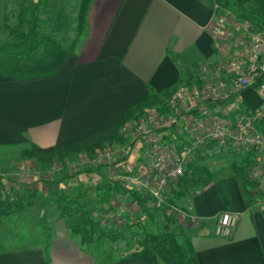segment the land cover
Listing matches in <instances>:
<instances>
[{"label": "crops", "instance_id": "crops-1", "mask_svg": "<svg viewBox=\"0 0 264 264\" xmlns=\"http://www.w3.org/2000/svg\"><path fill=\"white\" fill-rule=\"evenodd\" d=\"M216 1L90 0L81 38L71 45L67 57L53 72L18 76L0 69V146H51L109 124L152 91L162 92L198 80L201 64L214 63L220 57L208 27ZM7 9L8 0H0V28L4 27ZM10 43L8 37L0 36V45L10 47L13 45ZM0 52L15 53L14 50ZM248 89L256 88L246 87L240 94ZM240 97L247 105L255 106ZM186 116L183 114L178 127L163 130L161 134L174 142L187 140ZM126 150L128 158L122 154L116 164L120 170L137 163L143 151L142 139ZM199 153L204 162L207 157ZM104 168L109 173L107 165L76 173L89 172L98 182ZM83 182L84 178L61 187L58 183L51 192L74 188L84 196ZM15 183L8 181L7 186H18ZM43 184L45 187L48 183ZM108 184L95 189L98 197L93 215L98 224L108 215L98 209L103 201L100 194H105ZM34 186L41 184L36 182ZM44 189L47 193L48 187ZM259 189L234 174L214 177L192 189L175 203L190 207L201 216L203 220L198 225L165 215L157 202L152 208L151 204L148 206L155 212L154 219L151 218L158 228L162 225L177 231L184 229L190 235L199 264H264V196ZM169 193L171 197L172 189ZM117 194L119 206L111 210L120 211L123 205L133 204L134 213L139 214L140 207L130 188ZM79 199L76 203L81 204ZM46 205L37 199L30 207L16 209L0 218V264H154L149 256L142 254L98 263L95 254L75 236L63 217L58 220L56 214L53 225H47L45 215L50 209ZM102 209L111 212L108 206ZM225 211L238 214V223L232 235L219 236L214 231L215 222ZM25 217L32 218L38 226L40 220L45 223L39 230L42 234L39 240L9 242L6 237L11 241L27 236L15 232L13 226ZM6 222L10 226L8 236L1 228Z\"/></svg>", "mask_w": 264, "mask_h": 264}, {"label": "built area", "instance_id": "built-area-1", "mask_svg": "<svg viewBox=\"0 0 264 264\" xmlns=\"http://www.w3.org/2000/svg\"><path fill=\"white\" fill-rule=\"evenodd\" d=\"M208 27L214 36L218 60L203 62L199 79L179 84L166 100L165 108H147L125 121L121 133L129 144L141 138L143 151L137 163L125 172L109 169L111 180L120 181L126 188L142 190L150 198L148 204L157 202L163 205L165 215L191 225L200 224L203 218L190 207L172 201L169 191L199 152L205 156L229 150L247 156L253 163L249 175L258 181L264 196V123L259 126L264 121V23L259 25L225 8L218 0ZM246 87H255L260 92V105H247L240 96L235 97ZM183 114L187 115L189 138L174 142L163 136V130L179 126ZM117 149L120 154H128L126 146L118 144ZM114 151L105 147L92 157L79 156L74 160L77 164L73 162L71 166H77V170L84 164L96 166L111 160ZM62 167L63 162L58 169ZM110 213L107 218L113 216ZM106 220L102 219L104 223ZM237 223L238 214L222 212L215 222V234L230 236Z\"/></svg>", "mask_w": 264, "mask_h": 264}, {"label": "rangeland", "instance_id": "rangeland-1", "mask_svg": "<svg viewBox=\"0 0 264 264\" xmlns=\"http://www.w3.org/2000/svg\"><path fill=\"white\" fill-rule=\"evenodd\" d=\"M83 0H8V9L5 15V22L4 27L0 28V36L8 37L10 39V44L13 45L10 47H6L4 45H0V50L7 52L11 50L17 54L18 56L26 55L35 42L34 39L29 41H23L24 36L33 29V28H40L41 33L49 34L53 37L55 35L58 36V42L64 49H69L78 41L83 33V28H80V8L81 3ZM221 2V1H220ZM233 0H229V4L221 2L225 8H229L231 11H237L231 4ZM7 16V18H6ZM6 24V25H5ZM57 27V28H56ZM58 32V33H57ZM56 38V37H55ZM10 54V53H7ZM185 83V82H184ZM249 90V89H248ZM173 93V92H172ZM171 93V94H172ZM170 94V96H171ZM169 96V97H170ZM236 96H243L246 98L252 105L258 106L262 103V96H259V91L257 89H251L244 94H240V92L235 94ZM165 98L166 100L169 98ZM159 106V105H158ZM157 106L146 107L142 112H145L146 109L151 110L152 108ZM166 107V106H165ZM140 112V113H142ZM138 113V112H137ZM136 113V114H137ZM137 116V115H136ZM122 141L125 142H107L106 145L102 148L97 149L92 155L86 151L79 152L73 155H69L64 159H55L48 162H40L36 157L30 156L26 157L22 155V149L28 148L29 146H21V145H9V146H0V190L5 191L6 195H10L11 198L13 197V201L15 203L22 201L23 205L16 207L25 208L30 207V204L34 200H41V202L46 203L50 209V211L46 212L45 218L47 225H53L52 221L57 219L60 220V217H63V222H67L69 224L70 229L73 230V223L81 222L82 212L86 210H90L93 212L94 202H97L95 195V189H97L98 185L101 187L105 186L108 183L109 173L108 168H104L100 173V180L98 182L94 180L93 176L88 172H79L78 174H73V179L71 176L66 177L67 173H74L80 169H87L93 168L95 170L101 168L102 166H109L110 169H117L118 171L125 172L126 169L120 170L118 167V162L121 160L122 154H120L119 149H117L118 144L121 146H126V148L134 147V143L132 142L131 145H128L127 138L123 139ZM127 141V142H126ZM107 148H114L113 158L109 161H104L98 165H90L84 164L81 165L80 168L77 170V166L73 167L71 164L74 162L75 165L77 164V160L79 156L84 157H92L97 153V151ZM30 148V147H29ZM125 148V147H124ZM240 154L236 151H223L221 154L219 152L214 153L213 155H205L207 159L204 161L205 163L210 166L211 170L214 172V177H221L226 176L231 173L232 169V162L243 161V156H239ZM127 156L128 155H124ZM246 158V157H245ZM248 159V174L252 170L253 163ZM200 160V159H199ZM198 160V161H199ZM61 162H65L64 167L58 169V165ZM134 164L129 165L132 167ZM85 173V175H84ZM108 173V175H107ZM77 174V175H76ZM82 176V177H81ZM108 177V178H107ZM62 178V179H61ZM84 178V184L86 185V189L84 188V196H81V193L75 190L74 188L71 191H60L58 189V193L51 192L52 187H57L58 183L63 186L70 184L72 181L82 180ZM250 179H253L250 177ZM59 180H62L58 182ZM180 180V179H179ZM8 181H14L15 184L18 186H7ZM256 181V180H255ZM36 182H40L41 186L37 187L34 186ZM257 186H258V181ZM43 183L47 184L48 190L47 193L45 192V187H43ZM31 184L32 188L37 190L35 192L31 191V196L27 194L28 185ZM203 182L199 184L202 186ZM62 186V187H63ZM97 187V188H96ZM198 187L194 186L193 188ZM89 188V190H87ZM50 189V190H49ZM132 189H135L134 187ZM140 194L143 193L140 189H135ZM261 190V189H259ZM33 192V193H32ZM94 193V195H93ZM22 195V197H21ZM31 199V203H28V198ZM119 194H107V199L103 200L102 203L99 204L98 209L101 210L102 214H109L110 212L106 211V209H102L104 207L111 208L115 206H119ZM78 198L81 201V204L76 203ZM102 199V197H100ZM114 198V199H113ZM56 199L58 202H56ZM101 199L98 201L101 202ZM150 199V198H149ZM94 200V201H93ZM112 200H115V203L112 204ZM92 202V203H91ZM109 202V203H108ZM40 203V201H39ZM151 203V201H150ZM149 203V204H150ZM153 204L151 203V208ZM14 209V210H16ZM161 209V208H160ZM13 210V211H14ZM161 211V210H160ZM128 212H133L134 215H127ZM136 210L134 209L133 204L123 205L121 210L113 211L111 213L113 216L111 218H107L106 222H100L98 227L106 234L99 236L100 231H98V235H93L94 240L92 242H88L86 245L90 252L94 253L96 256V261L98 263L107 260H117L122 256L129 255L130 252L136 247L137 239L141 237L143 230L151 229V228H158L155 224L152 223V218L144 216L141 212L139 214H135ZM57 214V215H56ZM135 216V217H133ZM140 216H143L144 224H139L138 220ZM113 217V218H112ZM132 217L134 219H132ZM25 217L24 219L19 221V224L14 223L15 225V232H19L27 234L25 238H15V239H8L9 242H14L16 244L22 243L23 240H27L30 242H36L39 240V236L42 235L39 233V230L44 226L43 221H39V226L34 223V220L31 218ZM95 218V217H94ZM105 217H103L104 219ZM126 218V219H124ZM110 220V221H109ZM134 220V221H133ZM18 222V221H17ZM9 223L6 222L4 225L1 226L2 229L6 230L3 231L5 235L10 230ZM46 225V226H47ZM160 229L163 226H159ZM12 230V229H11ZM102 230V231H103ZM106 230V231H105ZM118 231L123 232V236L115 238L113 234H116ZM110 232V233H109ZM75 236L79 239L81 238V234L79 232H74ZM50 236V234H47ZM8 236V235H7ZM12 236V235H11ZM30 236V237H28ZM14 237V236H12ZM4 238V237H3ZM81 241V239H80Z\"/></svg>", "mask_w": 264, "mask_h": 264}, {"label": "trees", "instance_id": "trees-1", "mask_svg": "<svg viewBox=\"0 0 264 264\" xmlns=\"http://www.w3.org/2000/svg\"><path fill=\"white\" fill-rule=\"evenodd\" d=\"M219 1H224V3L229 4V0ZM89 2L90 0H83L81 3L80 28L85 24ZM231 5L237 10L239 15L252 19L259 25L264 23V0H233ZM31 39H34L35 42H33L31 50L24 56L20 57L17 54L0 52V69L2 71L18 76L51 73L65 60L69 53L68 49H64L55 37L41 33L38 27L33 28L27 36H24L23 41H29ZM176 87L177 86L166 88L162 92L152 91L144 100L124 109L109 124L51 146L41 147L36 144H31L29 146L30 148H23L21 153L26 157L34 156L40 162L50 163L54 158L64 159L65 161L67 159H65V157L83 151L92 155L97 149L104 147L107 142H125L122 141L125 139V136L120 131L121 125L128 119L142 112L146 107L157 106L165 108V98L169 97ZM263 123L264 121L259 123V126L263 127ZM200 157L199 154L195 160L187 165L185 173L181 176L178 183L172 187L170 197L172 201L176 202L184 194L194 189V186H199L202 182L203 184L208 183L214 178V172L207 163L199 160ZM243 157V161L246 163L244 164L238 161L232 162L231 173L226 175V177L232 174L241 175L246 184L257 186V182L249 178V162L248 159H246L248 157L245 155H243ZM63 164L65 165V162H63ZM76 172L67 173L66 175L71 176ZM108 183L109 186L105 188V194H100L102 200L107 199V194L112 195L129 189L118 180L110 179ZM130 189L132 190L134 200L138 202L137 204L140 207V212L144 216L154 219L155 212H152V209L147 203L149 196L144 193L140 194L135 189ZM31 191L35 192L37 190L33 189L31 184H29L27 188L28 196H31ZM31 197L27 200L29 204L32 202ZM22 203V201L15 203L10 195H6L5 191L0 190V218L4 214L16 209V207L22 206ZM160 206L163 207L161 204ZM136 209L139 210L138 207H136ZM81 214V222L73 223L72 225L74 232H79L81 234L80 239L83 244L92 242L94 240L93 235H98V231L101 233L99 234L100 237L107 233L98 227V224L94 220L93 212L85 209ZM142 217L143 216H140L138 220L139 224H144ZM113 236L115 238L123 236V232L118 231L116 234H113ZM137 254L149 256L154 264H199L190 235L185 232L184 229L177 231L165 227L162 229L151 228L143 230L141 237L137 239L136 247L130 252V255Z\"/></svg>", "mask_w": 264, "mask_h": 264}]
</instances>
